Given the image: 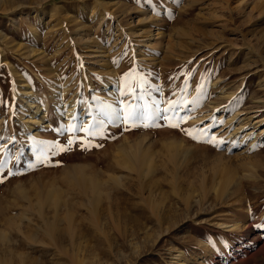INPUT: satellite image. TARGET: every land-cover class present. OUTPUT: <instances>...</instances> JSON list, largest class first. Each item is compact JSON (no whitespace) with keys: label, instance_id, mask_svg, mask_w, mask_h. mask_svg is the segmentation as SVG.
Masks as SVG:
<instances>
[{"label":"rangeland","instance_id":"rangeland-1","mask_svg":"<svg viewBox=\"0 0 264 264\" xmlns=\"http://www.w3.org/2000/svg\"><path fill=\"white\" fill-rule=\"evenodd\" d=\"M262 74L264 0H0V261L264 264V144L225 134Z\"/></svg>","mask_w":264,"mask_h":264},{"label":"bare ground","instance_id":"bare-ground-1","mask_svg":"<svg viewBox=\"0 0 264 264\" xmlns=\"http://www.w3.org/2000/svg\"><path fill=\"white\" fill-rule=\"evenodd\" d=\"M237 2H238V5H242V4H244L245 0H237ZM92 13L94 14V12H92ZM104 16H105V14H102L100 17H104ZM110 20H111V18L109 19V21H107V23H108V26H107L108 29L107 30H109L110 27H111ZM117 24H119V23H117ZM117 27H119V26H117ZM162 36H163V34L159 31L155 35H153L152 38H150V42L152 43L154 40L159 39ZM262 75H264V74H262ZM28 89H30V88H28ZM26 93H23V94H26ZM55 94H56V92H55ZM221 94H223V95H229V94H224V93H221ZM30 96L27 95V98L30 97ZM231 96L232 95H229L228 98H231ZM24 97H25V95H24ZM260 104H261V102L256 103V107L257 108L249 111L248 113H245V114H242V113L239 114L238 113L236 116H233V117H231V115H230V117H229V123L230 124L228 125V132L225 133L226 135H229V138H228L229 141L228 142H232L233 143V142H238L239 141V144L238 143L237 144L240 146V148H244V149H247V150L248 149H252L255 143L256 144H262V143L264 144V117L262 115L263 112H261L262 109L261 110L259 109L260 108ZM27 105L32 110H34V113H32L33 116L31 117V120L32 121H36V117H34V115H36V114L38 115L39 113H42V112H44L46 110L45 108L36 107L35 103L32 101V98H31V100H29L27 102ZM72 106L73 105L70 106L71 108L67 112V117L68 118L74 112V109L72 108ZM252 108H254V107H252ZM212 109H213V107H212ZM213 110H215V109H213ZM208 115H210V114H208ZM241 116H243L242 117V120H240L241 119ZM205 117H207V116H204V117L202 116V118H205ZM237 121H239V122L233 127V131L232 132H229V130H231L230 128L232 127V124L234 122H237ZM225 130L226 129H222V132H224ZM140 144H141V142H138V143L137 142L136 143L133 142V144L129 143L128 146L126 145V147L125 146L124 147L123 146L122 147H119L118 159H119V162L123 165V167H125L126 169H128L130 171L137 170L140 165H144L146 167L145 168V174H149L153 170V167H154L153 166V160H152V157L150 156L151 154L149 155L146 150L142 149L143 147H141ZM171 144H172L171 145L172 147L170 148V154H171V158H173L174 157L173 155L175 154L174 153V151H175L174 148H176V142H172ZM80 167L81 166H77L76 168L79 169ZM219 168L221 169L220 166H219ZM216 170H217V168H216ZM223 170L225 171L224 168H222V171ZM217 171H220L219 174L222 172L221 170H217ZM217 173H216V175H217ZM248 176H250V175H248ZM251 177L252 178H256V174L253 172L252 175H251ZM236 180L237 179H236L235 175H233V173H227L226 172L225 177H224V180H222L223 181L222 187L221 188L219 187L221 189L220 190V192H221L220 194L222 196H226L230 192V190L232 189V186L233 185L235 186V185H238L239 184V183L237 184V181ZM219 185H221V183ZM219 188H217V189H219ZM97 193L99 194L100 192L98 191ZM96 196L97 195H95L94 198ZM90 198H92V195H91ZM40 206H42V205H40ZM154 207L156 209L158 207V205H157V207L156 206H154ZM47 226H49V229H50V232H49L50 235H49V237H54L56 235V231H55L56 226H54V224H51V225L49 224ZM220 227H222L224 229L226 228V229L238 230L239 225L230 226V227L229 226L227 227V226L221 225ZM49 233H47V234H49ZM3 237L5 239V234L2 232V233H0V238L3 239ZM2 239L0 240V242L2 241ZM55 239H56V237H55ZM50 240L54 241L52 238ZM78 262L81 263V261H79V260H78ZM84 262H82L81 264H84ZM79 263H77V264H79ZM0 264H8V263L1 262L0 261ZM171 264H183V263L180 260V256H177V257L172 258Z\"/></svg>","mask_w":264,"mask_h":264},{"label":"snow or ice","instance_id":"snow-or-ice-1","mask_svg":"<svg viewBox=\"0 0 264 264\" xmlns=\"http://www.w3.org/2000/svg\"><path fill=\"white\" fill-rule=\"evenodd\" d=\"M171 106L172 105H170V107ZM164 111L167 112L168 109H164ZM143 116H144L143 112L136 113L135 119H142ZM129 118H132V113H129ZM162 118L167 119V116H164ZM144 126L147 127L148 125L145 124ZM169 126L172 127V128H177V127H179V123H172V124H169ZM84 131L87 132V131H90V130L89 129H84ZM186 134L189 135L193 140L197 139L196 135L193 134L192 132H187ZM213 139H215V138H213ZM261 227H264V226H261Z\"/></svg>","mask_w":264,"mask_h":264}]
</instances>
